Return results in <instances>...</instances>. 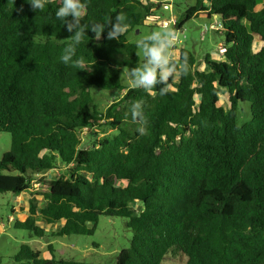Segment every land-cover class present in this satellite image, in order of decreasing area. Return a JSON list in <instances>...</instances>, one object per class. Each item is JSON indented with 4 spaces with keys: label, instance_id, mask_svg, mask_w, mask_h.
<instances>
[{
    "label": "trees",
    "instance_id": "16d2710c",
    "mask_svg": "<svg viewBox=\"0 0 264 264\" xmlns=\"http://www.w3.org/2000/svg\"><path fill=\"white\" fill-rule=\"evenodd\" d=\"M82 3L81 24L105 30L99 38L87 30L75 66L60 59L75 33L55 17L61 0H46L37 12L27 0H0V132L12 137L0 160V193L20 196L35 177L62 171L49 182L46 204L30 200L15 228L44 238L41 217L49 225L64 221L54 237L87 236L102 216L121 217L133 237L115 264H164L169 253L187 264H264V44L252 49L256 37L264 43V0H196L175 28L219 19L225 60L207 54L201 70L183 47L177 58L162 57L148 87L128 86L121 71L148 65L128 36L147 25L152 4ZM119 14L128 30L110 40L108 21ZM95 90L122 96L101 112ZM242 103L250 104L249 122L240 123ZM94 127L99 131L85 143L82 131ZM49 248L45 258L23 244L14 262L102 264L64 259L62 250L58 258Z\"/></svg>",
    "mask_w": 264,
    "mask_h": 264
},
{
    "label": "rangeland",
    "instance_id": "374dc122",
    "mask_svg": "<svg viewBox=\"0 0 264 264\" xmlns=\"http://www.w3.org/2000/svg\"><path fill=\"white\" fill-rule=\"evenodd\" d=\"M162 3L165 0H148ZM196 0H174L172 12H165V17L168 19L172 15L179 18L182 13L190 6L194 5ZM263 1H260L258 9L262 6ZM219 19L193 18L186 23L184 28L179 32V38L183 43L175 45L168 42L172 36L173 28L164 29L158 26H145L132 30L128 36L129 41L139 45L138 55L141 61H147L149 57L145 54V50L149 47L142 45V42L149 39V36L154 32H159L157 39L153 40L157 47L162 46V57L177 58L181 48L185 47L194 52L197 57L198 65L201 70H207L203 57L207 54L213 59L224 61L223 46L225 36L218 32L217 29L206 30L213 23H217ZM170 32V34H167ZM185 36V38H184ZM263 42L256 37L253 45V52H256L263 46ZM152 47V46H151ZM137 70V71H142ZM135 70L123 68L121 77L128 86H136L135 81L137 76ZM121 93L117 91H94L95 102L101 112L105 111L114 101L120 99ZM221 103L226 109H229L227 96L222 95ZM240 111V123L249 122L251 120L250 104L242 103ZM98 127L86 128L82 131V137L87 143L92 136H95ZM99 131V130H98ZM113 130L99 132L98 138H103L105 135H110ZM12 148V137L9 133L0 132V160L2 156ZM62 171L54 170L45 175L35 177L33 186L29 192L20 196H15L12 193H0V264H15L14 256L20 250L23 244H28L34 249L39 250L45 258L51 257L50 245L57 251L56 255L59 258L58 251H64V259H74L77 261L89 263L115 264L116 259L123 249L129 248L133 237V232L127 227V219L121 217H106L102 216L96 225V230L93 235H72V236H52V233L58 231L64 225V221L58 222L55 225H49L41 217L37 218V225L44 227L47 235L44 238H36L32 232L22 229H16L14 224L16 220H26L29 215L30 200L35 199L40 206L46 204L45 193L48 192L49 182L52 179L59 177ZM140 204H134L133 208L138 215L141 211ZM91 228L95 224L90 225ZM61 257V256H60ZM164 264H187V258L181 254L169 253L164 258Z\"/></svg>",
    "mask_w": 264,
    "mask_h": 264
},
{
    "label": "clouds",
    "instance_id": "9594fccd",
    "mask_svg": "<svg viewBox=\"0 0 264 264\" xmlns=\"http://www.w3.org/2000/svg\"><path fill=\"white\" fill-rule=\"evenodd\" d=\"M27 2L32 6L33 10L36 12L38 10H43L45 8L46 0H27ZM84 5L82 0H61L60 6L55 11V17L57 20L61 21L63 25H66L68 32L72 33L75 30L74 35H72L68 43L62 50L60 59L65 64H73L75 66L80 65V61L75 60L74 57L77 55V47L86 37L87 30L95 34L96 38H99L105 30L103 24H92L86 25L81 24V15ZM71 17L72 20L69 21L68 18ZM126 17L124 14H119L115 17V23L111 19L108 21L110 28L108 30V39H115L117 36L124 34L128 30V24L124 23ZM167 34H170L168 32ZM160 35L159 32H154L149 36V39L155 40ZM162 46H152L145 50V54L149 57V64L152 67H145L142 71H137L135 75L137 80L135 81L136 86L148 87L156 82V67L161 65L163 62L162 58ZM141 134H144L145 130L143 128L139 129Z\"/></svg>",
    "mask_w": 264,
    "mask_h": 264
},
{
    "label": "built area",
    "instance_id": "2783aa9c",
    "mask_svg": "<svg viewBox=\"0 0 264 264\" xmlns=\"http://www.w3.org/2000/svg\"><path fill=\"white\" fill-rule=\"evenodd\" d=\"M173 1L174 0H165L162 3H157L155 1L150 2L152 4L151 12L147 15L145 22L147 25L158 26L164 29L173 28V33L168 42L175 45L183 43L179 38V32L175 27L177 25L178 18L172 15L170 18L165 17V12H172L173 10ZM159 4V5H158ZM221 22L213 23L211 26L207 27L206 30L210 29H219L221 28ZM185 38V36H184Z\"/></svg>",
    "mask_w": 264,
    "mask_h": 264
}]
</instances>
